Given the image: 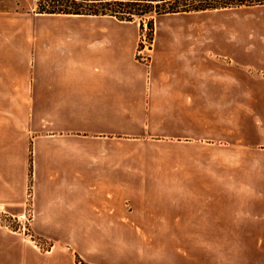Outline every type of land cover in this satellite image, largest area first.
I'll return each instance as SVG.
<instances>
[{
    "label": "crops",
    "instance_id": "crops-1",
    "mask_svg": "<svg viewBox=\"0 0 264 264\" xmlns=\"http://www.w3.org/2000/svg\"><path fill=\"white\" fill-rule=\"evenodd\" d=\"M42 1L0 0V205L31 185L52 246L0 264H264V181L221 142L256 81L210 60L208 28H157L148 64L140 23Z\"/></svg>",
    "mask_w": 264,
    "mask_h": 264
},
{
    "label": "rangeland",
    "instance_id": "rangeland-1",
    "mask_svg": "<svg viewBox=\"0 0 264 264\" xmlns=\"http://www.w3.org/2000/svg\"><path fill=\"white\" fill-rule=\"evenodd\" d=\"M225 9L228 11L226 13H230L229 15L222 14L223 9H217L207 10L203 15L194 14L195 12L188 15L152 13L142 19L136 18L134 21L137 23L143 22L138 59L150 63V50L153 48L157 28L209 29L210 60L222 61L226 67H238L242 77L248 76L256 81V98L241 100L239 107L234 109L233 113L222 117L224 133L221 142L226 146V158L234 159L230 163L227 162L228 159L226 160L225 170L255 171L258 183H261L264 181V4ZM151 21L154 22L153 31L150 27ZM220 28L239 30L241 49L235 60L215 53L218 51L215 40L220 38L217 29ZM149 150L151 149H147V152ZM33 199V188L30 185L24 205H0V263L12 262L1 258L12 257L13 253L51 250L52 244L48 239L37 235L32 227ZM29 209H33V218L26 226L12 218V215L25 213Z\"/></svg>",
    "mask_w": 264,
    "mask_h": 264
},
{
    "label": "trees",
    "instance_id": "trees-1",
    "mask_svg": "<svg viewBox=\"0 0 264 264\" xmlns=\"http://www.w3.org/2000/svg\"><path fill=\"white\" fill-rule=\"evenodd\" d=\"M264 4V0H45L38 10L51 14L109 15L121 21H134L157 15L217 10ZM143 28V22L141 23ZM153 31L154 22H150Z\"/></svg>",
    "mask_w": 264,
    "mask_h": 264
},
{
    "label": "built area",
    "instance_id": "built-area-1",
    "mask_svg": "<svg viewBox=\"0 0 264 264\" xmlns=\"http://www.w3.org/2000/svg\"><path fill=\"white\" fill-rule=\"evenodd\" d=\"M12 218L17 220L18 223L26 226L33 218V209H29L27 212L21 213L19 215H12Z\"/></svg>",
    "mask_w": 264,
    "mask_h": 264
}]
</instances>
